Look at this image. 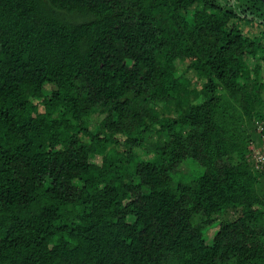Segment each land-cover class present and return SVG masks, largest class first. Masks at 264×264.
I'll list each match as a JSON object with an SVG mask.
<instances>
[{
    "label": "trees",
    "instance_id": "1",
    "mask_svg": "<svg viewBox=\"0 0 264 264\" xmlns=\"http://www.w3.org/2000/svg\"><path fill=\"white\" fill-rule=\"evenodd\" d=\"M255 124L264 0H0V264H264Z\"/></svg>",
    "mask_w": 264,
    "mask_h": 264
},
{
    "label": "rangeland",
    "instance_id": "2",
    "mask_svg": "<svg viewBox=\"0 0 264 264\" xmlns=\"http://www.w3.org/2000/svg\"><path fill=\"white\" fill-rule=\"evenodd\" d=\"M191 15H192V11L189 10L187 12V15H186V18H187L188 21H190ZM256 57H257V55H255L253 57L252 56H248L246 58V64L251 69L254 67V65L256 63H259V59H257ZM194 83H195V81L192 80L191 81V85H193ZM45 88L47 89L48 86H45ZM101 115H102L101 112H94V113H90L89 114V122H90L89 128H93L94 125L97 124V122L100 119ZM258 126H259L258 124H255V126L252 125V126H245V127L250 128V130L252 129L251 130V134H252V137L255 139V141H253L249 145V149H251L252 154L251 155L249 154L248 160L252 163L253 168H255L257 174L259 175V187H260L261 192L264 195V153L262 152L263 149L260 147L258 139H256L257 133L254 131L255 127L257 129ZM118 137H120V136H118ZM148 157H149L148 155L147 156L140 155V156H138V158H139L138 160H143V159L145 160ZM91 159L93 160L94 157L91 156ZM95 160L97 161V158ZM194 166H192L190 163L189 164L183 163V164L179 165L178 169L180 171H182L183 173H185V174L191 175V173L195 174V172L198 170V167L194 168ZM235 214H236V212H234L231 208H227V209L222 210L221 212H219L216 215V220L210 226H208L205 229V231H204L205 242L209 243L212 234L214 233V231L217 228V222L220 219H228V220H230V219H232L235 216Z\"/></svg>",
    "mask_w": 264,
    "mask_h": 264
},
{
    "label": "built area",
    "instance_id": "3",
    "mask_svg": "<svg viewBox=\"0 0 264 264\" xmlns=\"http://www.w3.org/2000/svg\"><path fill=\"white\" fill-rule=\"evenodd\" d=\"M261 159V158H260Z\"/></svg>",
    "mask_w": 264,
    "mask_h": 264
}]
</instances>
